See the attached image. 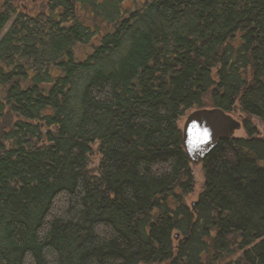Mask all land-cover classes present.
I'll use <instances>...</instances> for the list:
<instances>
[{
  "label": "trees",
  "instance_id": "obj_1",
  "mask_svg": "<svg viewBox=\"0 0 264 264\" xmlns=\"http://www.w3.org/2000/svg\"><path fill=\"white\" fill-rule=\"evenodd\" d=\"M26 1L0 38V264H264V0ZM211 107L246 135L191 208L180 122Z\"/></svg>",
  "mask_w": 264,
  "mask_h": 264
},
{
  "label": "water",
  "instance_id": "obj_2",
  "mask_svg": "<svg viewBox=\"0 0 264 264\" xmlns=\"http://www.w3.org/2000/svg\"><path fill=\"white\" fill-rule=\"evenodd\" d=\"M240 127L241 122L221 108L195 109L187 114L182 125L185 152L193 164H200L221 140L233 137ZM195 204L193 201L192 207Z\"/></svg>",
  "mask_w": 264,
  "mask_h": 264
},
{
  "label": "flooded vegetation",
  "instance_id": "obj_3",
  "mask_svg": "<svg viewBox=\"0 0 264 264\" xmlns=\"http://www.w3.org/2000/svg\"><path fill=\"white\" fill-rule=\"evenodd\" d=\"M20 0H0V38H2L10 25L15 22V19H19V17H23L27 11V7L25 8L24 0L19 3ZM48 1V0H47ZM13 15H10V13ZM17 16V17H16Z\"/></svg>",
  "mask_w": 264,
  "mask_h": 264
},
{
  "label": "rangeland",
  "instance_id": "obj_4",
  "mask_svg": "<svg viewBox=\"0 0 264 264\" xmlns=\"http://www.w3.org/2000/svg\"><path fill=\"white\" fill-rule=\"evenodd\" d=\"M21 1H23V0H20L19 3ZM24 2H25L24 7L25 6L27 7V5H29V3H30V2H28L26 0H24ZM231 115L233 117L237 118V119H241L239 117V113H231ZM252 121L256 125V127L258 128V131L260 132V134H264V126H263V124L259 120H257L256 118H253ZM183 122H184V118L181 120L180 126H182ZM245 135H246V132H245L243 126H241V128L234 133V138L244 137ZM192 170H193V173H194V188H193V191H192L191 195L186 200L188 205H190L191 201L197 199V196L199 194V190L202 189V184L204 182V177H203V172H202L201 165L200 164L192 165Z\"/></svg>",
  "mask_w": 264,
  "mask_h": 264
},
{
  "label": "bare ground",
  "instance_id": "obj_5",
  "mask_svg": "<svg viewBox=\"0 0 264 264\" xmlns=\"http://www.w3.org/2000/svg\"><path fill=\"white\" fill-rule=\"evenodd\" d=\"M227 113H229V114H231L230 112H227ZM182 144H183V142H182ZM183 148H184V146H183ZM185 150V149H184ZM190 161V160H189ZM191 163V162H190Z\"/></svg>",
  "mask_w": 264,
  "mask_h": 264
},
{
  "label": "snow or ice",
  "instance_id": "obj_6",
  "mask_svg": "<svg viewBox=\"0 0 264 264\" xmlns=\"http://www.w3.org/2000/svg\"><path fill=\"white\" fill-rule=\"evenodd\" d=\"M205 135H207V133L205 132Z\"/></svg>",
  "mask_w": 264,
  "mask_h": 264
}]
</instances>
